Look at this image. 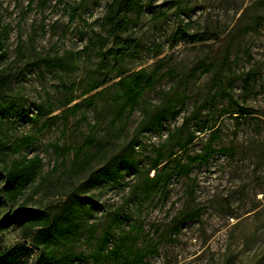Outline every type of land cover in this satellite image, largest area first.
I'll use <instances>...</instances> for the list:
<instances>
[{
	"label": "rangeland",
	"instance_id": "374dc122",
	"mask_svg": "<svg viewBox=\"0 0 264 264\" xmlns=\"http://www.w3.org/2000/svg\"><path fill=\"white\" fill-rule=\"evenodd\" d=\"M113 2L0 0V78L12 76L0 88V172L13 160L41 158L16 207L56 214L78 202L76 239L54 244L58 255H76L70 264H93L108 230L102 264L151 248L143 264H264V0H122L116 27L108 18ZM181 26L186 33L178 35ZM142 68L153 84L120 116V80ZM166 92L178 113L138 130ZM8 106L17 110L6 115ZM25 136L29 145L8 149ZM210 141L214 155L184 171ZM171 149L178 155L166 166ZM195 208L199 216L172 226ZM10 210L3 204L4 214ZM25 235L15 226L1 231L0 247H29ZM39 252L27 254L30 262Z\"/></svg>",
	"mask_w": 264,
	"mask_h": 264
},
{
	"label": "trees",
	"instance_id": "16d2710c",
	"mask_svg": "<svg viewBox=\"0 0 264 264\" xmlns=\"http://www.w3.org/2000/svg\"><path fill=\"white\" fill-rule=\"evenodd\" d=\"M122 0H114L113 3L109 5V22L112 27H116V24L113 19L115 7L120 4ZM127 3L131 6H134L136 0H127ZM4 28L1 26L0 22V60L5 56V37H4ZM186 28L181 26L177 34H185ZM204 39V38H203ZM197 41V40H195ZM229 47L222 49V54L227 55ZM124 75L123 73L120 75ZM12 76H3L0 78V88H5L10 81ZM250 76L245 79V85L248 87L250 85ZM123 83V93L124 102L120 107V116L123 115L124 111L129 108L130 112L134 111L136 104L141 98L144 90L153 84V74L148 75L147 70L142 68L129 76H125L120 80ZM107 83V81L93 86L89 91L100 88L102 85ZM145 83L144 85H142ZM92 98L94 96H91ZM76 98H71L66 102V105L72 103ZM80 106V103H76L69 109H77ZM17 108L15 106H8L4 110L6 115H9L12 112H15ZM241 113H246L245 109H241ZM178 113L175 110V105L173 104L170 93L166 92L164 100L155 105L152 109L145 110L144 118L140 122L138 130L148 131L153 129L155 126H160L161 121L170 116L176 115ZM195 114V112H194ZM85 115L81 117L82 121L85 120ZM190 117L184 119L183 125L189 123ZM180 129H177L173 134L172 138L175 136V133ZM216 132L213 133L215 135ZM195 139L194 134H190L185 140L178 143L179 150L186 149ZM213 141V140H212ZM212 141H210L205 148L204 153L197 154L195 156L189 157V161L186 165H183L182 169L189 172L188 169H185L192 163L196 162H205L207 161L214 153L217 151L213 148ZM32 142V138L29 136L22 137L14 147H9L8 149H13L15 152L21 151L24 147L29 145ZM56 147V146H55ZM58 147V146H57ZM5 144L0 138V154L4 152ZM227 152V149H223ZM178 151L171 149L167 155L166 166H169L173 157H177ZM164 156L159 155L155 163L153 164V169L158 171L159 166L164 162ZM41 163V158L39 156H34L33 158H24L22 160H13L10 163H5L1 172H0V232L11 227H18L26 231V237L30 239L31 248L25 246H13L8 248L0 247V264H70L76 258V255L63 252V254L58 255L54 250V244L58 241H73L76 239L78 234L79 224L77 222V209L76 204L78 202H66L64 207L60 212L53 214L46 209H39L33 207L19 208L16 207L21 196L25 191L33 185L39 175V165ZM98 176L96 174H91L86 179L85 183L88 185H95L97 182ZM159 176H156L158 178ZM8 203L11 205L12 210L7 213L2 212L3 204ZM202 213V209H186L176 216L172 222V226L178 227L187 220L194 219ZM175 227V228H176ZM111 239L110 231L108 230L105 233L102 244L98 249L93 264H102V259L105 254V250L109 240ZM33 248H39L40 252L34 262H30L28 253ZM120 249L119 247L113 249L112 255H118ZM155 248H151L145 253H137L133 257H126L124 261L118 262L117 264H143L144 259L147 257V254L154 253Z\"/></svg>",
	"mask_w": 264,
	"mask_h": 264
}]
</instances>
